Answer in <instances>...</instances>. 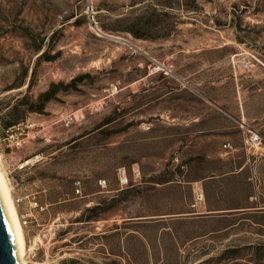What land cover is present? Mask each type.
<instances>
[{"label": "rangeland", "instance_id": "rangeland-1", "mask_svg": "<svg viewBox=\"0 0 264 264\" xmlns=\"http://www.w3.org/2000/svg\"><path fill=\"white\" fill-rule=\"evenodd\" d=\"M242 120L264 134V0H0L29 264H264V144L245 151ZM202 184L231 211L206 215Z\"/></svg>", "mask_w": 264, "mask_h": 264}, {"label": "bare ground", "instance_id": "bare-ground-1", "mask_svg": "<svg viewBox=\"0 0 264 264\" xmlns=\"http://www.w3.org/2000/svg\"><path fill=\"white\" fill-rule=\"evenodd\" d=\"M242 121L244 122V120ZM5 172L0 156V201L9 222L20 264H29L26 256L32 247L30 248L27 244L21 216L13 196L12 185Z\"/></svg>", "mask_w": 264, "mask_h": 264}, {"label": "built area", "instance_id": "built-area-1", "mask_svg": "<svg viewBox=\"0 0 264 264\" xmlns=\"http://www.w3.org/2000/svg\"><path fill=\"white\" fill-rule=\"evenodd\" d=\"M117 91V86L112 87V91ZM73 115H69L67 116L64 121L66 123V125H70L73 121L72 118ZM74 118H76V116L74 115ZM34 127V125L32 126ZM241 129H242V133H243V144H244V148L245 151L247 153H255L257 152L264 144V134H262L261 132H259L256 129L251 128L250 126H248L245 122L242 121L241 125H240ZM13 146L20 148L23 145V140L19 137H16L14 135H7L6 138ZM224 148H230V145L227 144L224 146ZM35 162H32V160H28L25 163L21 164L19 166V170H23L29 166H32ZM118 178L119 181L122 185H127L129 183V179L127 177V171L125 168H121L118 171ZM106 181H99V185L101 187H105L106 186ZM21 200H17L16 202L19 203ZM26 217H28V215L23 216V219H26Z\"/></svg>", "mask_w": 264, "mask_h": 264}, {"label": "water", "instance_id": "water-1", "mask_svg": "<svg viewBox=\"0 0 264 264\" xmlns=\"http://www.w3.org/2000/svg\"><path fill=\"white\" fill-rule=\"evenodd\" d=\"M91 10L92 7L89 6V11ZM122 41L134 47L129 42L125 40ZM0 264H20L14 238L4 208L1 204V201H0Z\"/></svg>", "mask_w": 264, "mask_h": 264}, {"label": "crops", "instance_id": "crops-1", "mask_svg": "<svg viewBox=\"0 0 264 264\" xmlns=\"http://www.w3.org/2000/svg\"><path fill=\"white\" fill-rule=\"evenodd\" d=\"M262 149V148H261ZM230 150L231 151H234V147L230 145ZM217 177H212V178H207L205 179V182L209 181V180H213V179H216ZM198 197H200V202L197 203V205L201 206V207H204L206 209V212L205 214L206 215H216V214H223L225 212H230L231 210H225V209H219L218 207L216 206H211V204H209V202H207L206 200V192L204 190V185L202 184V188H198ZM253 198V197H251ZM236 209V208H234ZM242 211V210H245L244 208H241V209H236V210H233V211ZM252 210V209H251ZM257 211V210H255Z\"/></svg>", "mask_w": 264, "mask_h": 264}, {"label": "trees", "instance_id": "trees-1", "mask_svg": "<svg viewBox=\"0 0 264 264\" xmlns=\"http://www.w3.org/2000/svg\"><path fill=\"white\" fill-rule=\"evenodd\" d=\"M13 126L12 124L6 125L5 128L11 127Z\"/></svg>", "mask_w": 264, "mask_h": 264}]
</instances>
